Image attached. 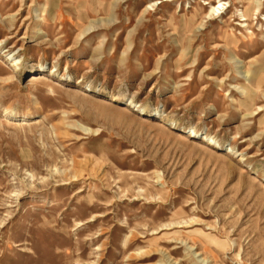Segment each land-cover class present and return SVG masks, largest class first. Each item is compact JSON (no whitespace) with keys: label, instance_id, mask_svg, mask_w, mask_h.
<instances>
[{"label":"rangeland","instance_id":"rangeland-1","mask_svg":"<svg viewBox=\"0 0 264 264\" xmlns=\"http://www.w3.org/2000/svg\"><path fill=\"white\" fill-rule=\"evenodd\" d=\"M156 1L0 0V264H264V0Z\"/></svg>","mask_w":264,"mask_h":264},{"label":"bare ground","instance_id":"bare-ground-1","mask_svg":"<svg viewBox=\"0 0 264 264\" xmlns=\"http://www.w3.org/2000/svg\"><path fill=\"white\" fill-rule=\"evenodd\" d=\"M159 1L160 0H158V1H156V3H159ZM173 1H176V0H162V3H164V2H173ZM243 1L244 0H239V2L240 3H242V4H244L243 3ZM249 1H251V0H249ZM208 4H210V5H212L211 3H208ZM219 4L220 5H222V0H220L219 1ZM249 4H252V2H250ZM250 6V5H249ZM249 6H243V10L241 11V14H240V19H241V24H242V28H244V27H249L250 25H251V21L253 20V19H257V17H255V15H256V12L254 13V14H252L253 12H251L252 10H251V8H249ZM155 7V3H150L149 5H148V7L145 9V11L146 12H148V10H150V8L151 9H153ZM219 7L220 6H215L214 4L212 5V8H211V13L210 14H207L206 16H210V17H212V15H214L215 13H217V11L219 10ZM256 9H259L258 7H255ZM223 14V13H222ZM198 18H202V15L200 14V12L199 11H196V13H194V14H192V16L190 17V18H186V19H183V27L179 30V32L181 33H189V32H194V27H197V29H199V27L201 26V24L200 25H196V24H198ZM264 19V18H263ZM203 20V19H202ZM212 20V19H211ZM13 36H10V37H8L7 38V40L5 39V40H2L1 42H0V48H3L4 47V45L7 43V41H8V39H10V38H12ZM234 37H230V35H229V33H226V38H225V40L224 41H226V44L229 46V44H234V43H236V41H234ZM9 50H11V49H9ZM17 52H12V50L11 51H9V53L7 54V56L10 58V56H12V61H13V63H14V66H15V70L16 71H19L20 69H21V65H22V63H20L19 62V60H17ZM247 72L248 73H250L249 72V70L247 69ZM261 77L264 79V69H260V68H257L256 70H252V75H251V78L249 79L250 80V82H252V85L254 84V83H256L257 82V80H259V82L262 80L261 79ZM39 79H45V76L41 73H39V75H35L34 76V80H39ZM245 88V87H244ZM74 91L75 92H77V93H82V94H87V93H85L84 91H82L81 89H74ZM249 99H251V97H248V99L247 100H249ZM130 105V104H129ZM123 107V109H125V110H128L129 109V107L128 106H122ZM15 116V115H14ZM28 118V117H27ZM22 121V120H21ZM22 122H25V121H22ZM161 127H165L166 129H167V127L165 126V124L163 123V122H161L160 124H159ZM198 136V133L194 130V129H190V134L189 135H187V136H185V137H197ZM210 139V138H209ZM213 141V140H212ZM214 142V141H213ZM215 143V142H214ZM213 143V144H214ZM209 145V144H208ZM210 147L211 146H213V145H211V143H210V145H209ZM253 179H258V178H256V176H253L252 177Z\"/></svg>","mask_w":264,"mask_h":264}]
</instances>
